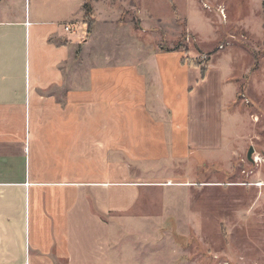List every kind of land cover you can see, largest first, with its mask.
Instances as JSON below:
<instances>
[{
  "label": "crops",
  "instance_id": "0c3cea01",
  "mask_svg": "<svg viewBox=\"0 0 264 264\" xmlns=\"http://www.w3.org/2000/svg\"><path fill=\"white\" fill-rule=\"evenodd\" d=\"M8 1L0 0V264H152L135 247L149 231L141 209L170 185L130 177L122 152L147 174L151 160L170 157V137L190 164L213 159L238 130L240 117L225 108L233 98H219L213 133L217 122L207 109L197 114L196 82L186 84L190 66L178 54L96 65L85 53L98 19L83 38L43 7L32 12L30 0Z\"/></svg>",
  "mask_w": 264,
  "mask_h": 264
},
{
  "label": "rangeland",
  "instance_id": "374dc122",
  "mask_svg": "<svg viewBox=\"0 0 264 264\" xmlns=\"http://www.w3.org/2000/svg\"><path fill=\"white\" fill-rule=\"evenodd\" d=\"M90 1L95 19L90 33L85 13L70 18L73 11L78 17V0L28 3L32 12L46 9V18L61 17V30L68 24L72 35L83 32V38L94 32L98 19L94 44L85 53L93 64L108 56L178 54L190 66L186 84L196 82L190 100L197 114L207 109L217 122L213 133L219 130L221 96L224 101L233 98L225 108L240 117L237 132L213 159L206 156L190 164L178 139L170 137V157L151 160L155 172L147 174L122 152V162L131 164L130 177L152 176L170 185L169 196L155 190L156 205L141 209L150 232L127 240L139 241L135 247L152 264H264V187L249 183L264 180V161L248 158L251 145L253 156L264 155V0ZM7 4L14 7L19 0ZM82 52L80 45L75 60L83 59ZM203 66H208L204 77ZM178 153L180 158L173 157Z\"/></svg>",
  "mask_w": 264,
  "mask_h": 264
},
{
  "label": "trees",
  "instance_id": "16d2710c",
  "mask_svg": "<svg viewBox=\"0 0 264 264\" xmlns=\"http://www.w3.org/2000/svg\"><path fill=\"white\" fill-rule=\"evenodd\" d=\"M84 9H85L84 17H85L86 22L88 24L87 32L90 33L92 31V26H93L94 21H95L93 15H92V13H93V5H92L90 0H87L84 3ZM207 69H208V66L201 67L202 77L205 76Z\"/></svg>",
  "mask_w": 264,
  "mask_h": 264
},
{
  "label": "built area",
  "instance_id": "2783aa9c",
  "mask_svg": "<svg viewBox=\"0 0 264 264\" xmlns=\"http://www.w3.org/2000/svg\"><path fill=\"white\" fill-rule=\"evenodd\" d=\"M65 29L69 31V30H71V26L67 24L65 26ZM253 160L255 162H257V161H264V155L261 156L260 154H255L253 156ZM249 183H252L253 185H255L257 187H260V188H263L264 187V180L263 179H258L257 181H253V182H249Z\"/></svg>",
  "mask_w": 264,
  "mask_h": 264
},
{
  "label": "water",
  "instance_id": "95a60500",
  "mask_svg": "<svg viewBox=\"0 0 264 264\" xmlns=\"http://www.w3.org/2000/svg\"><path fill=\"white\" fill-rule=\"evenodd\" d=\"M255 152V147L253 145H251L249 151H248V158L250 160H253V153Z\"/></svg>",
  "mask_w": 264,
  "mask_h": 264
}]
</instances>
